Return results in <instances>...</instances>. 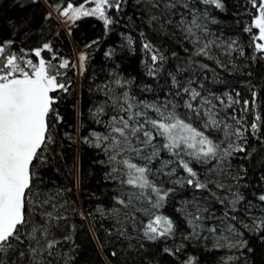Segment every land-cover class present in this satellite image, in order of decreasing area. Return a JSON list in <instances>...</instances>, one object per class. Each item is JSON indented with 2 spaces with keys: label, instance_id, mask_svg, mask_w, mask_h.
Wrapping results in <instances>:
<instances>
[{
  "label": "trees",
  "instance_id": "obj_1",
  "mask_svg": "<svg viewBox=\"0 0 264 264\" xmlns=\"http://www.w3.org/2000/svg\"><path fill=\"white\" fill-rule=\"evenodd\" d=\"M114 2L119 3V9H106L112 21L107 27L98 16H84L69 27L68 33L58 20L61 10L69 3L76 7L85 0H0V45L11 41L6 52L23 55L33 63L43 58L67 88L51 93L56 98L53 108L62 119L50 124L53 143L45 153L46 161H34L33 186L42 194L41 199L50 198L43 210L58 217L51 221L48 238L60 243L52 250L53 256L44 254L45 262L188 264L191 260L192 264H264V228L257 230L254 226L264 218V202L258 199L264 194V53L254 46L259 42L253 39L258 35L253 27L257 9L251 0H221L223 8L203 0H171L175 5L172 8H165L169 0ZM90 6L94 4H86ZM249 27L251 32L246 30ZM145 43L151 50L143 47ZM44 44H49L51 51L44 49L41 57H36L35 50ZM205 44L209 45L208 56L198 54ZM82 54L86 57L83 61ZM153 54L164 59L154 64ZM65 60L68 67H60ZM184 87L200 93L232 94L240 101L230 110L242 120L240 147L244 150L232 152L216 166L194 159L190 162L201 181L206 177L213 181L208 189L177 186L148 173L157 187L172 190L159 207H154L157 196L151 188L122 182L127 169L118 162L138 160L122 153L110 162L114 150L106 152L88 139L93 133L109 135L112 116L128 118L130 113L123 110L128 103L133 106L132 114L138 109L150 115L144 104L162 106L170 102L169 111L175 105L181 119L194 120L195 113L184 106L190 98ZM101 107L103 112L98 114ZM140 120L144 122L145 118ZM200 122L198 130L220 138ZM159 143H164L163 138ZM162 155L171 157L166 150ZM182 158L188 161L183 154ZM236 192L244 199L230 211L226 206ZM221 199H225L224 204ZM34 212L39 222L41 217L37 210ZM212 213L216 227L209 226ZM157 215L169 218L173 231L149 240L144 233ZM244 217H248L249 229L243 230L242 241L246 243L241 246L227 229L235 225L238 231L241 224L237 222ZM212 228L216 231H210ZM30 231L29 226L21 234L22 243L13 242L7 264H30L29 246H36L27 238ZM226 239L232 247H222ZM165 248L171 252H165Z\"/></svg>",
  "mask_w": 264,
  "mask_h": 264
},
{
  "label": "snow or ice",
  "instance_id": "obj_2",
  "mask_svg": "<svg viewBox=\"0 0 264 264\" xmlns=\"http://www.w3.org/2000/svg\"><path fill=\"white\" fill-rule=\"evenodd\" d=\"M203 2L212 4L216 8L224 7L221 0H203ZM87 3H93L94 7L87 8ZM251 4L253 8L257 9V14L254 15L253 19V27L258 30V35L254 36L253 39L259 42L255 43L254 46L260 53H264V0H251ZM184 6L187 7L186 4ZM112 7L119 9V3H115L114 0H85V3L76 7L69 3L67 8L61 10V15L71 20H77L82 16H98L107 27L112 21L107 16L106 9ZM172 7L175 5L169 0L165 4V8ZM193 24H195V19ZM246 30L251 32L252 28L249 27ZM188 31L190 32L191 29L189 28ZM11 43L9 41L5 45H0V264H7L9 250L15 247L13 242L22 243L21 234L29 226L31 231L26 234L27 238L35 241L36 245L34 247L29 246V254L32 257L30 264H51L50 261L45 262L43 257L45 253L48 256H53L52 250L60 243L54 238H48L52 227L51 221L58 219V217H55L52 212L43 210L44 206L50 202V198L41 199L42 194L33 186V177L37 166L34 161L37 163L46 161L45 153L48 151L49 145L53 143L52 133L49 130L50 124L53 120L62 119L56 109L53 108L56 98L51 93L57 89L67 91V88L64 83L58 82L57 74L54 71L50 72L53 66L43 58L38 63H33L31 59L24 60L23 55L18 56L16 53L6 52V47H10ZM143 47L151 50L150 44L145 43ZM208 48L209 45L205 44L198 54L208 56ZM44 49L51 51V46L44 44L42 49L35 50V56L41 57V52ZM80 59L83 61L86 57L82 54ZM151 59L155 64L158 60H163L164 57L153 54ZM68 63L65 60L60 67L66 68ZM201 67L207 68V65ZM26 68L31 69V72L27 71ZM173 83H176L175 77H173ZM183 92L190 96V100L186 101L184 105L188 110L195 113L197 117H200L201 110H203V115L207 118L203 124L205 129L219 126V121L215 118V113L211 107L203 108L204 105H211L210 100L202 98L201 104L194 106L191 101H195L197 97L201 96V93L189 87H184ZM231 99L229 97V100ZM127 100L128 97L125 94V101ZM168 103L162 106L144 104L145 108H150L156 113L157 118L155 119L146 117L144 112L132 114L133 106L128 103V107L123 109L130 113L127 119L123 116L110 118L109 135L92 134L96 138V146L101 147L103 141L111 139V144L104 149L106 152L109 149L114 150V154L109 156L110 162H115L118 155L129 152L135 153L136 156L150 164L160 156L161 150H166L171 156L178 159L176 161L163 160L161 168L157 169L158 172L176 162L187 173L184 180L188 185L194 186L196 189H208V184L213 183V181L207 177L201 181L197 171L190 166V161L183 159L182 154L197 162L208 163L217 159L219 145L203 131L194 127L191 122L181 119L176 113L175 105H172V109L169 111ZM247 103L245 101V105ZM102 112V107L97 109L98 114ZM141 116L146 117L143 123L138 121ZM259 119L260 117L257 116L256 120ZM129 121H133V123L130 124ZM116 124L122 126H115ZM146 125L150 128H146ZM252 128L256 129L257 125L252 124ZM111 133L117 135H111ZM235 134L241 135L239 130ZM141 136L143 139L140 138ZM157 137L163 138L164 143L159 145L154 143ZM133 138L136 140L135 144ZM149 148L151 151L142 156L141 154ZM233 150L243 151L244 149L237 147ZM229 155L231 152L225 149L223 157ZM118 163L127 169V178L122 181L123 183L140 189H152L157 196V203L153 205L154 207H159L160 202L165 200L168 193L172 191L171 189L162 190L148 179V173L152 170L147 164L140 166L126 158L121 159ZM113 171L115 172L117 169L113 168ZM175 171L176 169L173 168L171 172L164 174L172 175ZM175 182L180 183V180ZM217 187L223 186L217 184ZM232 196L233 199L228 201L226 207L230 211H235V206L244 197L238 192L232 193ZM225 199H221L219 202L224 204ZM258 199L264 202V194H261ZM119 203L125 204V201L119 200ZM34 210H37L41 217L39 222L34 219V215L37 214ZM231 218L235 219L234 216ZM254 226L257 230L264 228V218H260ZM173 227V222L169 218L157 215L155 220L147 225L144 235L149 240H156L158 237L170 235ZM210 231L215 232L216 229L212 228ZM37 233H40V237H37ZM65 239H70V237H65ZM41 240H43V244H41ZM244 243L246 242H242L241 246ZM164 251L171 252L167 248ZM19 255L24 256V252L21 251ZM188 264H192V261L189 260Z\"/></svg>",
  "mask_w": 264,
  "mask_h": 264
},
{
  "label": "rangeland",
  "instance_id": "obj_3",
  "mask_svg": "<svg viewBox=\"0 0 264 264\" xmlns=\"http://www.w3.org/2000/svg\"><path fill=\"white\" fill-rule=\"evenodd\" d=\"M92 6L90 7H87V8H91ZM94 7V6H93ZM84 17V16H82ZM81 18V17H80ZM79 18V19H80ZM58 20L60 21V24L61 26L68 32L70 33V30H69V27L74 24L77 20H71L69 19L68 17H65L63 15H59L58 16ZM206 32V31H204ZM218 47H222L221 45H219ZM196 90V89H195ZM197 91V90H196ZM200 92V91H199ZM229 97H231L232 99L229 100ZM202 98H206L208 100L211 101V105H204L203 108L204 109H207L209 107H211V110L213 111V113H215V118L219 121V126L218 127H209L207 128L206 130H212L213 132H217L218 136L220 135V140L217 139L215 136H211L209 135V138H211L215 143L216 140L218 141V145H219V154L217 156V159H214V160H211L210 162H208L209 164H213L214 166H216L217 164H220L224 161V159H226L227 157H223V152L225 149H227L228 151H230L231 153L232 152H237V151H234L233 149L237 148V147H240V141H241V137L243 136V133H244V130H243V124H242V120L240 119V117L236 116V112L232 113L230 108L232 106H235V105H238L240 104V101L234 97L232 94H222V95H214L213 93H209V92H204V93H201V96L200 97H197V99L195 101H191L193 103L194 106H199L201 104V101H202ZM190 100V98H189ZM188 100V101H189ZM221 101H223V103H221ZM238 101V102H237ZM126 109V108H125ZM151 114L148 115L146 113V117L148 118H157L156 117V113L150 109V108H147ZM235 111V110H234ZM135 112H142L140 110H134V113ZM190 112V110H189ZM123 117L125 119H127V117H125L123 115ZM145 116H141L139 117L140 118H146ZM191 115L189 114L188 115V118H190ZM119 118V117H118ZM206 117L203 115V110H201V115L200 117H197L196 115L194 116V120L193 119H188L187 121L191 122L192 125L194 127H198V121H201L199 125L203 126V124L206 122ZM129 123H133V121H129ZM139 123H143L141 120L139 121ZM115 126H122V125H119V124H116ZM146 128H150V126H147L146 125ZM237 130H239V132L241 133V135H236L235 133L237 132ZM109 133H110V130H109ZM205 134H207L206 132H204ZM225 133H228V135H225ZM96 134H100V135H107V134H101V133H96ZM140 135V134H138ZM208 136V135H207ZM141 139H143V137L141 136L140 137ZM160 138L161 137H157L156 141H154V143H157L158 145L160 144ZM88 141H91L93 142L92 144H94L96 146V138L91 135V137H89ZM111 139H109L108 141H103L102 144H101V147H103V149L107 148L109 144H111ZM133 143L135 144L136 143V140L135 138H133ZM229 145H231V148H229ZM139 146V145H137ZM151 149H147L145 153H142L141 155H146L148 152H150ZM125 156H128L130 158H135L137 159L138 161L136 162L137 164L139 165H145L147 164L148 167L152 170L151 173L153 175H155V177H157L159 180H163V181H169L171 182L172 184H175L177 186H182L184 184H187L186 181L184 180V177H186L187 175L182 173L181 171V168L180 166L178 165V163L176 162H173L172 164H170L167 168H164L163 171H157V169H160L161 168V162L163 160H173V161H176L177 159H175V157L173 156H168V155H162V150L160 152V156L156 159H154L150 164H148V162L144 159H142L141 157H138L136 156L135 153H129V152H124ZM188 161L192 162L193 159L191 157H188L186 155H184ZM223 157V158H221ZM213 161V163H212ZM200 164H203L201 162H199ZM175 168L176 171L174 174L172 175H165L164 173L165 172H171V169ZM172 177V178H171ZM180 180V183H176L175 181L177 180ZM143 201V199H142ZM208 221H209V226L211 225H214L215 224H218L217 222H215L217 219L215 218V215H213V213L211 215H209L208 217ZM246 218V220H244ZM248 217H244V219L242 220H238V224L240 226H243V227H238V231H236L234 229L235 225H233L232 227L229 228V226H227V231L229 232H233V237L234 239L237 238L238 241L237 244H242V237H243V230L248 228V224H249V221L247 220ZM250 218V217H249ZM219 219V218H218ZM253 222H255V219L253 220ZM221 222H219L220 224ZM216 227V226H215ZM241 239V240H240ZM228 243L227 242V239L225 240V243H224V246L222 247H232L233 243H231L229 246H228Z\"/></svg>",
  "mask_w": 264,
  "mask_h": 264
}]
</instances>
